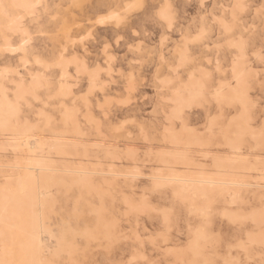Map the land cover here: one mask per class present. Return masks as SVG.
I'll return each instance as SVG.
<instances>
[{
	"label": "rangeland",
	"instance_id": "rangeland-1",
	"mask_svg": "<svg viewBox=\"0 0 264 264\" xmlns=\"http://www.w3.org/2000/svg\"><path fill=\"white\" fill-rule=\"evenodd\" d=\"M128 2L0 0V262L264 264L255 8L168 0L169 32Z\"/></svg>",
	"mask_w": 264,
	"mask_h": 264
},
{
	"label": "snow or ice",
	"instance_id": "snow-or-ice-1",
	"mask_svg": "<svg viewBox=\"0 0 264 264\" xmlns=\"http://www.w3.org/2000/svg\"><path fill=\"white\" fill-rule=\"evenodd\" d=\"M38 5H34L36 7ZM127 9H139L142 10L146 15L148 22L156 23L161 28H166L167 31H174L177 25L178 16L175 10V6L168 2V0H159L155 5L149 6L147 0H129L126 6ZM203 7V4H201ZM233 15L232 20L236 24L243 19L244 13L252 11L255 8V15L260 19L261 25L264 26V0H260L259 6L247 2V0H238L237 3L230 5ZM125 17L121 16L118 12L109 16L101 17L96 22L98 24H105L109 21H115L117 24L122 23ZM204 20V17L200 18ZM223 22V21H221ZM225 29L229 32L234 31V25L225 24ZM247 30V29H245ZM206 35L205 32H201L198 38H202ZM183 38V33H181ZM261 61L264 62V55L260 57ZM3 264V262H0ZM127 264H138V261H128ZM147 264V262H145Z\"/></svg>",
	"mask_w": 264,
	"mask_h": 264
},
{
	"label": "bare ground",
	"instance_id": "bare-ground-1",
	"mask_svg": "<svg viewBox=\"0 0 264 264\" xmlns=\"http://www.w3.org/2000/svg\"><path fill=\"white\" fill-rule=\"evenodd\" d=\"M193 92H194V91H193ZM197 92H198V91H197ZM196 94H198V93H196ZM199 97H200V96H199ZM190 98H191V97H190ZM183 99H184V98H183ZM185 99H186V98H185ZM186 100H187V99H186ZM175 115H176V114H175ZM174 118H175V117H174ZM15 124H16V123H15ZM3 125H4V124H3ZM4 126H5V125H4ZM239 134H240V133H239ZM174 140H175V139H174ZM191 140H192V139H191ZM260 141H261V140H260ZM173 142H174V141H173ZM231 142H232V141H231ZM188 143H189V142H188ZM192 143H193V142H192ZM18 144H19V143H18ZM20 144H21V143H20ZM24 144H25V143H24ZM26 144H27V143H26ZM26 144H25V145H26ZM22 145H23V144H22ZM20 146H21V145H20ZM23 146H24V145H23ZM23 146H22V147H23ZM18 147H19V146H18ZM26 147H27V145H26ZM37 147H38V146H37ZM19 148H20V147H19ZM37 149H38V148H37ZM30 151H31V150H30ZM184 154H185V153H184ZM166 163H167V162H166ZM26 164H27V163H26ZM33 164H34V163H33ZM183 164H184V163H183ZM225 164H227V163H225ZM167 165H168V164H167ZM31 167H32V166H31ZM29 174H30V173H29ZM32 177H33V176H32ZM42 177H43V176L41 175V178H40V179H42ZM172 177H173V176H172ZM28 178H30V177L28 176ZM47 179H48V178H47ZM50 179H51V178H50ZM50 179H49V180H50ZM202 179H203V178H202ZM182 181H183V180H182ZM187 181H188V180H187ZM47 182H48V180H47ZM49 182H50V181H49ZM51 182H52V180H51ZM53 182H54V180H53ZM197 182H198V181H197ZM200 182H202V181H200ZM205 182H206V181H205ZM209 182H210V181H209ZM213 183H214V182H213ZM215 183H216V182H215ZM17 184H18V182H17ZM26 184H27V183H26ZM26 184H25V185H26ZM217 184H218V183H217ZM225 184H226V183H225ZM25 185H23L22 188H24ZM29 185H30V183H29ZM34 185H35V183H34ZM45 185H46V183H45ZM30 186H31V185H30ZM35 186H36V185H35ZM41 186H42V185H41ZM43 187H44V186H43ZM46 187H47V186H46ZM202 187H203V186H202ZM25 188H26V187H25ZM28 189H29V188H28ZM43 189L45 190L46 188L44 187ZM43 189H42V190H43ZM194 189H195V188H194ZM194 189H193V190H194ZM196 189H197V188H196ZM198 189H199V188H198ZM205 189H206V187H205ZM23 190H24V189H23ZM26 190H27V189H26ZM29 190H30V189H29ZM40 190H41V189H40ZM203 190H204V188H203ZM12 191H13V190H12ZM32 191H33V190H32ZM32 191H31V192H32ZM178 191H179V189H178ZM197 191H198V190H197ZM199 191H200V190H199ZM201 191H202V189H201ZM206 191H207V190H206ZM206 191H205V192H206ZM10 192H11V191H10ZM20 192H21V191H20ZM28 192H29V191H28ZM195 192H196V191L194 190V194H196ZM7 193H9V192H7ZM26 193H27V192H26ZM197 193H198V192H197ZM203 193H204V192H203ZM233 193H234V192H233ZM27 194H28V193H27ZM27 194H25V195H27ZM29 194H30V193H29ZM29 194H28V195H29ZM192 194H193V193H192ZM194 194H193V195H194ZM201 194H202V193H201ZM201 194H199V195H201ZM28 195H27V196H28ZM196 195H198V194H196ZM204 195H205V194H204ZM206 195H207V194H206ZM29 196H30V195H29ZM29 196H28V197H29ZM179 196H180V195H179ZM201 196H202V195H201ZM4 197H5V196H4ZM25 197H26V196H25ZM28 197H27L26 199H28ZM233 197H234V196H233ZM29 198H30V197H29ZM7 199H8V198H7ZM29 200H30V199H29ZM32 200H33V199H32ZM193 201H194V200H193ZM25 203H27V202H25ZM32 204H33V203H32ZM19 205H20V204H19ZM26 205H27V204H26ZM29 208H30V207H29ZM33 208H34V207H33ZM31 210H32V208H31ZM197 211H198V210H197ZM38 212H39V211H38ZM188 213H189V212H188ZM18 214H19V213H18ZM32 215H33V212H32ZM223 216H224V215H223ZM33 217H34V216H33ZM32 219H33V218H32ZM30 222H31V221H30ZM31 228H32L33 230H36L38 227H37L35 224H33ZM200 228H201V227H200ZM39 229H40V227H39ZM44 229H45V228H44ZM21 231H24V230L22 229ZM47 231H48V230H47ZM0 233H1V232H0ZM2 234H3V232H2ZM2 234H0V235H2ZM199 234H200V233H199ZM28 235H29V237H30V240H29V245H30V246L27 247V250H29V253H30V254H27V257H31L32 260H33V259L36 257V255L38 254V250H39V248H40V247H39L40 244H39V239H38V237H37L38 235L36 236L35 234H33V233H31V232H29ZM27 237H28V236H27ZM29 237H28V238H29ZM198 238H199V236H198ZM197 240H198V239H197ZM197 240H196V241H197ZM27 243H28V242L26 241V242L24 243V245L27 244ZM22 246H23V245H22ZM195 246H196V245H195ZM23 252H24V251H23ZM23 254H24V253H23ZM24 255H25V254H24ZM29 255H30V256H29ZM1 259H2V258H1ZM24 259H25V258H24ZM26 259H27V258H26ZM26 259H25L24 261H27V260H29L30 258L27 259V260H26ZM4 260H5V259H4ZM32 260H31V261L29 260V261L32 262ZM24 261H23V262H24ZM35 261H37L36 258H35V260H33V262H35ZM11 262H12V261H11ZM15 262H16V261H15ZM33 262H32V264H33ZM4 264H5V263H4ZM28 264H30V263L28 262Z\"/></svg>",
	"mask_w": 264,
	"mask_h": 264
}]
</instances>
